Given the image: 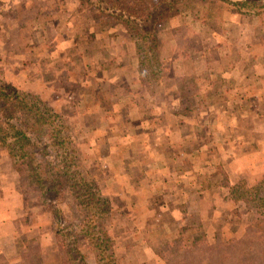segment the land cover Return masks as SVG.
I'll return each mask as SVG.
<instances>
[{"label":"rangeland","instance_id":"374dc122","mask_svg":"<svg viewBox=\"0 0 264 264\" xmlns=\"http://www.w3.org/2000/svg\"><path fill=\"white\" fill-rule=\"evenodd\" d=\"M62 6L63 3L58 0H0V103L4 94L18 90L30 105V100L35 101L43 112L47 111L41 129L35 128L37 115L33 112L32 117L20 112L15 117L18 126L21 122L25 127L24 121L35 126L33 130L36 134H30L35 139L34 159L37 165L41 164L38 169L44 171L45 166L58 167L57 150L61 145H53L52 142L66 140L68 153L65 160L75 161L69 165L72 170H80L81 163L86 175L90 176L88 180L93 184L95 197L100 195L105 200L99 203L98 208V212L105 214L80 216V187H76V191L71 188L65 190L67 196L60 205L52 202L48 206L42 198H32L27 203L54 216L52 222L58 235L55 234L56 249L48 257L40 260L39 252L25 263L56 264L59 260L60 264H97L93 251L95 247L90 238L105 232L103 239L109 236L112 241V248L106 252L107 256H111L109 264H249L251 259L245 260L241 250L252 244L264 249V217L255 213L253 205H245L241 201L245 198L242 187L233 192L231 187L242 181L248 187L255 186L262 179L264 153L252 145L257 144L256 134L264 133L248 129L234 133L225 128H232L230 123L235 116L197 113V116L191 115L193 121H190L191 124H198L197 142L213 138L214 145V136L224 142L227 137L233 141L236 139L237 144L248 141L247 146H235L237 154H247L243 162L246 165L244 170L234 174L230 167L227 171V166L215 163L220 159L216 156L217 152L203 147L197 148L194 163L173 161L162 165L154 161L155 165L151 166L146 143L158 138L156 128L149 127L144 134L133 130V135L129 137L130 132L128 135L126 132L130 130L126 127L142 117L149 126L150 122L154 126L160 118H167L159 121L164 130L168 124L172 127L170 118L164 115L159 119L153 116L148 121L146 116H135L133 119L127 113L130 110L129 100L116 102L105 96L97 98L100 89L92 83L91 67L81 64L83 62L88 66L97 45L96 38L89 32L83 38L77 32L80 21L85 24L94 17L93 12L83 10L90 18L82 15L83 18H78L80 21L69 28L59 25L57 16L60 14L55 16L57 13H54L55 7L58 12L57 8ZM232 8L224 0H188L179 14L183 17H163L159 33L165 24L166 29L170 28L172 23L169 21L172 19L179 21L175 34L178 38L177 54L181 59L179 63L183 69L164 64L157 83L143 82L145 88L142 94H157L154 103L164 106L165 110L172 109L175 101L171 99V93L167 100L160 98L164 85L176 83L172 81L174 78L185 81L191 76L197 83H204L200 75L186 71L184 63L188 64L194 57L201 56L203 59L208 55L209 58L229 61L234 60L232 56L250 59L253 55L254 60L264 62V8L250 6V10L245 9L246 13L235 12ZM108 26L103 21L100 32L108 30ZM12 27L15 28L13 31ZM62 31L65 34L60 33ZM167 34L168 31L162 32V39H166ZM68 37H71V42H61ZM120 42L126 48V40ZM83 51L86 55L80 57ZM103 53H99L101 61ZM261 73L259 67V76ZM163 78L165 83L160 82ZM216 84L221 85L220 81ZM250 85L253 87L252 82ZM230 92L216 98L219 102L216 106H220L223 99L229 104L222 103V107L233 109L243 102L241 108H246L245 101L236 103L238 99H230ZM239 118L241 125L251 126L246 116L240 115ZM0 120H3L2 113ZM216 124L225 128H218ZM183 126L189 128L187 123ZM212 128H215L214 131H211ZM166 132L171 134V130ZM154 148L150 146L151 150ZM189 148L194 149L185 147L181 150ZM0 149L10 157L9 148L0 143ZM174 150L166 145L158 148L159 153L167 157L173 155ZM28 163L35 165V162ZM186 172L189 175L184 177ZM19 177L21 186L20 174ZM92 194L88 197L95 201ZM103 208L104 211L101 210ZM36 210L24 217L27 224L40 222ZM38 216L42 218V213ZM93 219H99L102 224L92 228ZM20 239L24 240L21 236ZM232 239H247L248 242H234L233 248L223 244ZM35 245L38 246L36 242L33 243L34 248Z\"/></svg>","mask_w":264,"mask_h":264},{"label":"crops","instance_id":"0c3cea01","mask_svg":"<svg viewBox=\"0 0 264 264\" xmlns=\"http://www.w3.org/2000/svg\"><path fill=\"white\" fill-rule=\"evenodd\" d=\"M58 1L63 3L61 9L57 8L58 12H56V7L54 9V13H57L55 16L60 14L59 16L61 17L57 16L59 25L71 28L73 24L76 25L80 21L78 18H83L82 15L90 18L89 15H85L82 12L84 9H81L80 0ZM102 22L101 19L92 17L85 24L80 21V27L77 28V32H80L79 35L81 37L84 38L89 32L94 34L96 38L97 45L94 46L95 51L89 59L88 66L83 62L81 64L84 67H91L92 83H95L97 88L100 89L97 98L103 99L105 96L106 99L113 98L116 102L118 100H129L130 110L127 113L133 119L135 116H146L147 118L145 117V120L148 121V118L153 116L159 119L167 115L172 122V127L168 124L167 128L164 127V130H162L159 121L161 119L166 120L167 118H160V120L153 124L154 126H152L150 121L149 126L143 117L132 121V123H128L126 129L130 131L126 132V135L130 132L129 137L133 135V130L135 132L142 131L144 134V131H148L149 127L156 128L158 138L150 139L149 143H146L148 145L150 165L154 166V161L162 165L170 164L173 161H177L178 163L183 161L194 163L193 158L196 156L195 152L197 148L203 147L205 150H211L213 148L217 152L216 156L220 158L215 163L227 166V171L230 170V167L234 171V174L238 171H243L244 167H246V165H243V162L247 154H237L235 146H247L248 141L244 140L242 141L243 144H237L236 139L233 141L227 137L228 139L225 138L226 141L224 142L222 138L214 136V145V142L211 140L213 138L197 142L196 128L198 124L196 122H192L193 124L190 123V121H193L191 115L197 116V113L211 116L230 114V116H235L233 122L230 123L232 128H225L216 124L218 128L229 129L233 132L248 129L264 133V62L254 60L256 58L253 55L250 59L231 55L234 57V60L229 61L209 58L208 55L203 59L200 55V57H194L188 64L184 63V65H187L186 71L193 75H200V78H204V83L202 85L201 83H197L192 76L185 81L181 79L177 81L174 78L172 81L176 83L169 84L167 85L168 87L164 85L160 91V98L162 100H167L169 93H171V99L175 101L172 104V109L165 110L164 106H160L159 103H154V96L157 94H152V96H148L145 93V95L142 94L145 87L142 85L143 81L140 75L139 53L135 43L133 44L132 42V37L122 26L117 24L108 23V30L100 32L99 27ZM178 22V20L172 19L169 21V23H172L170 28L166 29L165 24L160 29L161 33H158L159 56L163 65L173 64L174 69H183V66L179 63L181 59H179L177 54L178 38L175 31L178 28ZM13 29L15 28L12 27V31ZM166 31H168V37L162 39V32L164 34ZM60 33L65 34L63 31ZM83 38L80 39L82 40ZM99 39L101 40L98 41ZM120 40H126V48H123L125 46H123ZM61 42L69 43L71 42V37L65 38L64 40L61 39ZM101 51L104 52L102 61L99 58ZM195 52L193 51V53ZM83 54L86 55V51L80 52V57ZM259 67L262 69L260 76L258 74ZM255 72L257 74H254ZM100 74H104V77H100ZM167 78L171 80V77ZM169 80L166 79L167 82ZM217 81H220V86L216 84ZM160 82L165 83V79L163 78ZM251 82L253 87L250 85ZM225 92L231 93L229 94L230 99H238L236 103L242 100L245 101L247 103L246 108H241L244 105L243 102L240 106L232 107L233 109L222 107V103L229 104V102H225L223 99L220 102V106H216L219 103L216 98H219ZM261 101V105H258ZM253 102L257 105L255 106ZM123 113L125 115V111ZM184 115L186 117H183ZM240 115L246 116L251 126L246 127L241 125L239 122ZM186 123L189 125V128L183 126ZM138 127L141 129L138 130ZM214 129L212 128L211 131H214ZM169 130H171V134L170 132H166ZM169 135H171L170 138H168ZM256 135L257 144L252 146L262 149L260 152L264 153V134ZM164 145L171 146L175 149L173 155L167 157L163 153H159L158 148H164ZM150 146H155V148L151 150ZM185 147H192L194 149L189 148L182 151L181 149ZM187 173L183 174V176H188L189 174L187 175ZM35 210L36 208L25 201L20 191V177L10 157L3 154V151L0 149V264H26L25 261L35 257V254L39 252H41L40 260H42L44 257H48V254L53 249H56L55 239L58 233H56V226L52 222L54 216L51 213L36 210L37 219H40L39 223L36 221V223L27 224L24 221L26 214L30 211L34 213ZM39 212L42 213V218L38 216L40 214ZM20 236L24 240H21ZM35 242L38 246L35 245L34 248L33 243ZM31 247H33L34 252ZM56 264H60V261L57 260Z\"/></svg>","mask_w":264,"mask_h":264},{"label":"trees","instance_id":"16d2710c","mask_svg":"<svg viewBox=\"0 0 264 264\" xmlns=\"http://www.w3.org/2000/svg\"><path fill=\"white\" fill-rule=\"evenodd\" d=\"M188 0H80L81 9H87L93 12L94 17L110 24L122 26L132 37L140 60V75L143 82L159 81V74L162 73L164 65L159 56V25L163 17H175L183 11V8ZM222 1V0H221ZM226 4H230L232 10L238 13H246V10L252 8H264V0H224ZM246 9V10H245ZM2 89H0L1 99ZM31 105L25 95H21L18 90H14L9 94H4L2 103H0V114H3V120H0V143L9 148V155L13 162V166L21 176L20 191L26 202L32 198H37L43 201L45 205H52L54 202L60 205L63 199L67 196L65 190L69 188L74 191L76 187H80V216L95 217L105 214L98 212L99 203L104 202L102 196H97L93 189V184L88 180L90 176L86 175V171L81 167L80 170L71 169L69 165L73 162L65 160L68 148L65 146L66 140H53V145H61L60 150H57L58 167L50 168L45 166V170L41 171L38 168L41 164L34 159L35 152L33 147L35 139L30 133H35L33 129L42 128V123H45V113L35 101H31ZM35 108V112L33 109ZM25 113L32 117V112L35 116L36 127L32 124H27L22 127V123L15 122L17 113ZM35 127V128H34ZM31 128V129H30ZM26 129V130H25ZM36 134V133H35ZM40 145V144H39ZM64 159V160H63ZM63 160V162H62ZM28 162H35L31 165ZM68 166H64V165ZM32 167V170H31ZM53 173H52V172ZM78 173L80 178L78 177ZM88 182V184L86 183ZM72 183L73 185H68ZM246 182L242 181L237 186H232L231 191L243 188L245 198L241 200L245 205H253L255 213L264 217V175L259 183L255 186H246ZM94 196L95 201H92L88 194ZM51 199V200H50ZM51 203V204H50ZM107 207V206H106ZM49 209H51L49 207ZM105 210V208L101 209ZM83 216V217H85ZM87 217V219H88ZM99 220V219H98ZM98 220L91 221V227L97 228ZM82 222H85L82 220ZM81 224V220H80ZM102 224V223H101ZM89 234L88 232H85ZM102 234H105L103 232ZM102 234L93 236L92 245L95 247L93 251L97 264H109L111 256H107L106 252L112 248L109 236L103 239ZM245 239H232L223 242L224 245L233 248L232 244L236 242L240 244ZM247 240V239H246ZM245 242H248L246 241ZM107 241L109 244H106ZM244 242V244H245ZM92 246V247H93ZM108 247V248H107ZM100 248V249H99ZM241 251L244 252L245 260L251 259L249 264H264V249L258 246H245ZM244 257V258H245ZM244 260V261H245ZM255 260V261H253Z\"/></svg>","mask_w":264,"mask_h":264}]
</instances>
